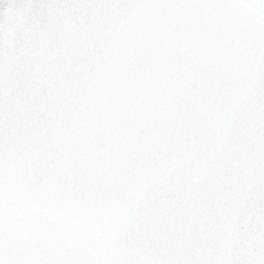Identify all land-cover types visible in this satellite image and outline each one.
Here are the masks:
<instances>
[{
    "label": "snow or ice",
    "instance_id": "snow-or-ice-1",
    "mask_svg": "<svg viewBox=\"0 0 264 264\" xmlns=\"http://www.w3.org/2000/svg\"><path fill=\"white\" fill-rule=\"evenodd\" d=\"M0 264H264V0H0Z\"/></svg>",
    "mask_w": 264,
    "mask_h": 264
}]
</instances>
